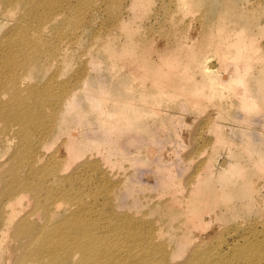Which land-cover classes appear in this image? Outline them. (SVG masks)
<instances>
[{
	"label": "rangeland",
	"instance_id": "obj_1",
	"mask_svg": "<svg viewBox=\"0 0 264 264\" xmlns=\"http://www.w3.org/2000/svg\"><path fill=\"white\" fill-rule=\"evenodd\" d=\"M106 1L108 5L105 4V0H96L90 5H81L75 9L73 7L76 4L73 3L64 24V39L71 40L74 35L79 37L76 48L69 51L73 57V68L67 74L72 75L78 71L83 82L81 80L79 83L72 107L62 116L60 127L63 131L53 148L47 151L45 162L56 150L58 156H64V152L66 154L63 143L69 140L71 132H76L78 128L77 132H79L76 133L79 134V138L74 137L78 139L75 143L82 152L78 165L86 159L100 163L103 170L101 182H107L111 191L116 185L119 188L116 194L117 200L109 204L111 210L154 223L157 232L152 241L156 240L157 243L168 246L171 262L183 261L190 249L194 248L199 252L220 254L233 264H242L243 260L252 259L257 254L262 258L258 264H264V97L262 98L264 73L254 74L262 68L261 62H264L259 57L264 50V14H262L264 0ZM190 1L197 3L192 4ZM228 1L231 3L229 4ZM226 3L234 6L229 10L230 17L248 16L247 18L251 19L254 25L257 22L261 27L259 32L256 27L244 32L246 36L255 37L257 44L262 46L253 53L248 68L246 89L253 101L250 106L247 103L246 110L243 109L246 103L234 95L236 90L216 89V92L219 91L215 96L213 88L195 84L201 78L202 56H206L209 51L202 53L206 47H210L201 40L204 32L201 24L202 15L204 12L206 14L222 9ZM111 8L114 9V15ZM118 19L126 20L124 25L126 29L116 25ZM109 34L110 47L118 51L128 40V34H132L136 40H144L147 48L150 42L151 53L145 54L150 55V58L157 59L154 53L167 49L170 60L175 61L177 67L163 66L154 74L148 73L138 67L141 64L139 56H129L122 52L113 56L108 53L103 42ZM219 37L223 38V34L220 33ZM189 41L190 46L186 44ZM172 42L181 47L176 48ZM179 77H182L181 80ZM182 85L183 88H180ZM196 86L203 88L194 91L193 87ZM158 91L160 100L153 101L151 96H156ZM142 92L150 95L147 101L143 100L140 94ZM100 104L106 113H114V120L118 117L120 121L115 122L116 127L109 122L106 124L98 121L100 120L97 117L98 112L95 113L97 110H93ZM123 112L127 113L121 114ZM138 113L142 118L135 121L138 124H134L132 117L135 114L139 115ZM78 117L82 118L79 120ZM78 120L79 126L76 124ZM118 122L122 123L120 127ZM102 124L105 126L103 127ZM121 126L124 130L120 129ZM147 129H150L147 131L148 134L145 131ZM4 134L0 122V136ZM245 147H248V150ZM2 148L3 144L0 143V150H3ZM13 148L0 157V164L6 168L4 170L10 167L7 161L15 151ZM134 154L137 162L141 160L140 162L146 165V158L149 156L165 167L178 163L181 172L178 178L183 186L179 194L184 195L185 201L190 191V182L199 178L206 179L209 186L216 187L215 198L221 196L220 190H224L222 191L224 193L226 191L230 197L226 201L210 199L207 206L199 205L203 209L193 221L196 226L184 223L181 218H175L169 223L157 210L164 207V203L171 196L169 194L171 193L169 187L172 189L171 184L163 182V177L157 173V167L153 162L152 166L148 164L150 167L148 165L146 167H149L148 170L152 167L151 171H142L140 162L137 164L132 160ZM221 158L226 161L228 159L231 166L234 165L228 168L233 169L219 166L218 160H222ZM86 170L92 173L91 170ZM144 174L152 175L151 183H143ZM158 174L160 177H155ZM228 176H232L231 180ZM152 180L155 182L153 183ZM234 180H237V185ZM248 180L252 189L245 198L241 193L245 185L243 187L242 185L243 182L248 185ZM36 181L40 180L36 179ZM42 182L48 185L45 179ZM231 182L234 187L227 189L229 187L227 183L231 186ZM76 184L79 186L78 181ZM45 185L43 186L46 187ZM97 186L96 180L85 185L87 197H90L88 193ZM97 201L102 208L103 201L99 198ZM24 209L28 210L26 204ZM24 209L22 213L26 212ZM5 219L0 215V225ZM0 237H3L1 228ZM184 240L187 241L186 245L183 244ZM7 241V236L4 234L3 241L0 240V264H13L11 258L6 260L4 245ZM177 244L178 248L183 250L179 257L172 258ZM253 247L255 248L252 250ZM136 249H143V245L138 244ZM238 250L241 251L240 259L234 257Z\"/></svg>",
	"mask_w": 264,
	"mask_h": 264
},
{
	"label": "bare ground",
	"instance_id": "obj_2",
	"mask_svg": "<svg viewBox=\"0 0 264 264\" xmlns=\"http://www.w3.org/2000/svg\"><path fill=\"white\" fill-rule=\"evenodd\" d=\"M94 1L96 0H0V122L5 133L0 136V143L3 144L0 157L15 147L13 148L15 151L8 158L9 162L7 161L10 167L4 170L6 168L0 164V215L6 218L0 228L3 237L6 234L8 240L4 245L6 260L11 258L13 264H233L220 254L199 252L194 248L190 249L183 261L171 262L170 253L167 251L168 246L157 243L156 240L152 241L157 232L154 223L112 211L109 204L117 200L116 194L119 188L116 185L111 191L107 182H101L103 170L98 161L86 159L78 165L77 162L82 155L75 143L78 139H74L77 136L79 138L78 128H75L77 133L72 131L69 140L63 143L66 154L64 152V156H58L56 150L45 162L47 151L59 140V135L63 131L60 127L62 116L72 107L82 80L81 73L78 74V71L72 75L67 74L73 68V57L69 51L76 48L79 37L74 35L71 40L64 39V24L73 3L76 4L73 7L75 9L81 5H90ZM228 3L218 11H210L206 14L204 12L202 15L201 24L204 32L201 40L210 46L206 47L202 54L206 51L210 53L202 56L201 78L195 84L213 88L215 96L220 89L236 90L234 95L246 103L243 106L246 110L247 103L250 106L253 101L246 89V76L253 53L262 46L257 44L255 37L246 36L244 32L253 27H256L259 32L261 27L257 22L258 26L254 25L253 21L247 18L248 16L230 17L229 10L233 5H229L231 2ZM105 4L108 5V1L105 0ZM111 12L115 14L113 8ZM250 16L253 18L251 14ZM125 21L118 19L116 25L126 29ZM220 33L223 34V38L219 37ZM128 36V40L119 51L110 47L108 43L110 34L103 45L113 56L120 52L129 56H139L141 64L138 67L148 73L154 74L163 66L177 67L176 62L170 60L167 49L161 52L156 51L154 54L157 55V59L150 58V55H145L151 53L150 42L147 48L144 40H136L132 34ZM175 42L172 44L180 48L181 46H176ZM186 44L191 45L190 41ZM259 57L264 61V50ZM261 63L262 68L254 74L264 73V62ZM181 78L179 77V80ZM170 80L172 81V78ZM180 88H183V85ZM200 88L201 86H196L193 90L197 91ZM216 89L219 90L216 92ZM140 94L144 101H147V97L150 96L146 92ZM158 94L159 91L156 96H151V99L159 101ZM102 104L92 108H95L93 111L97 110L95 113L98 112L97 117L100 120L96 119L116 125L118 117L114 120V113H106L103 106L101 107ZM81 118L78 117L79 120ZM132 118L135 124V121L141 120L142 115L135 114ZM79 120L76 121L77 125L80 123ZM102 126L105 125L102 124ZM120 129L124 130V127L121 126ZM149 130H145L146 133ZM249 143H247L248 147ZM248 147L245 149L248 150ZM132 156L134 158L135 154ZM104 158L103 160H107ZM150 158V156L146 158L147 165L152 166L153 162L157 168L153 167L158 171L155 172L161 174L163 182L172 186V189L169 187L171 196L167 194L169 199L164 203V207L157 210L169 223L175 218H181L184 223L196 226L193 221L203 209L199 205L207 206L210 199L226 201L230 197L226 191L224 193L222 192L224 190H220L221 196L215 198L216 187L209 186L206 179L199 178L190 182V191L185 201L184 195L179 194L182 186L178 178L181 176H179L181 173L179 164L173 163L165 167L154 161L155 158ZM132 160L137 162L135 158ZM227 161L218 160L219 166L226 169L234 166ZM43 162L45 163L42 165ZM140 165L142 171L150 167L148 165L149 167L146 168L147 165L144 162H140ZM86 169L91 170L92 173ZM153 174L156 175V173ZM158 176L160 177L159 174L155 177L158 178ZM230 177L228 179L231 180ZM36 179L40 181L37 182ZM43 179L48 185L42 182ZM151 179L150 174H144L142 177L143 183H151ZM95 180L98 186L90 191L88 193L90 197H87L85 185ZM76 181L79 182V186ZM227 185L229 186L227 189L234 187L232 182L231 186L229 183ZM243 186V191L240 189V192L242 191V196L246 198L252 186L249 185V180L248 185L243 182ZM98 198L103 201L102 208L97 204ZM24 204L28 208L27 211L24 209ZM23 209L25 213H22ZM160 231L162 232L161 229ZM3 237H0L1 241ZM183 242L186 245L187 241ZM138 244L143 245V249H136ZM182 250L177 244L172 258L179 257ZM235 253L234 257L240 259L241 251L238 250ZM261 259V255L256 254L252 259L243 260L242 264H258Z\"/></svg>",
	"mask_w": 264,
	"mask_h": 264
}]
</instances>
